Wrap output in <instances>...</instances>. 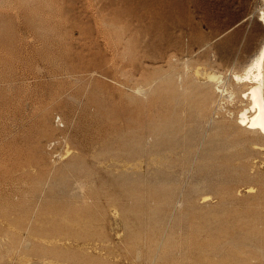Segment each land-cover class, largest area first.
<instances>
[{
	"label": "rangeland",
	"instance_id": "374dc122",
	"mask_svg": "<svg viewBox=\"0 0 264 264\" xmlns=\"http://www.w3.org/2000/svg\"><path fill=\"white\" fill-rule=\"evenodd\" d=\"M263 12L264 0H0V264H187L171 255L227 236L264 264V138L233 123L248 100L231 76L259 51ZM212 72L228 89L204 107L194 85ZM191 131L223 138L205 145L213 169L200 171ZM173 137L186 154L161 155ZM174 155L186 164L164 175Z\"/></svg>",
	"mask_w": 264,
	"mask_h": 264
},
{
	"label": "bare ground",
	"instance_id": "6f19581e",
	"mask_svg": "<svg viewBox=\"0 0 264 264\" xmlns=\"http://www.w3.org/2000/svg\"><path fill=\"white\" fill-rule=\"evenodd\" d=\"M263 14H264V12H263ZM261 15V16H259V21H261L262 22V24H263V26H264V15ZM253 55V54H252ZM170 58V57H169ZM173 59V58H172ZM176 60V59H175ZM173 62H174V60H173ZM184 62V61H183ZM168 64V63H167ZM244 64V63H243ZM244 67L242 68V72H233L232 73V78H233V80L235 81V82H237V83H235V84H239V85H237V86H239V87H242L243 85H247L246 86V88H241V89H243L242 91H241V94H242V96L244 97V98H246L247 100H248V104H247V106H245V107H243V108H241L240 110H238V114H237V117H234L235 118V120H234V124L236 125V127L237 128H239V129H242V130H245V131H251L252 133H254L256 136H258V137H261V138H264V39H263V41H262V44H261V47H260V49H259V51H257L251 58H250V60L248 61V62H246L245 63V65H243ZM184 69V68H183ZM186 71V70H185ZM182 72V71H181ZM231 72V71H230ZM202 73V72H201ZM159 74V73H158ZM184 74H185V72H184ZM209 74V73H208ZM180 75V74H179ZM182 75V74H181ZM186 75V74H185ZM188 75V74H187ZM186 75V76H187ZM170 76V75H169ZM203 76V75H202ZM183 77V76H182ZM182 77H181V79H180V77H178L179 79H180V83H179V87H184V85H186V84H188V83H186V82H184L183 83V79H182ZM168 79H169V77H167ZM195 78V77H194ZM192 79H193V77H192ZM197 79V78H196ZM196 79H194V81L193 80H191L190 82H195V80ZM170 80H171V78H170ZM188 80V76H187V79H186V81ZM205 81V80H204ZM203 81V82H204ZM227 81V80H226ZM226 81H224L223 80V74L222 73H215V72H212V73H210L209 75H208V77H207V82L206 83H204V84H195L194 86H196L195 87V89H197L198 90V92L195 90V92L197 93L196 95H198V98H201V100L199 99V102L201 103L202 102V100H203V102L212 94V93H214L215 95L214 96H218V98H220V99H222L224 96H225V94H226V91H227V87H228V85H226L227 83H225ZM123 83V82H122ZM125 83V82H124ZM178 83V82H177ZM189 85H191V84H189ZM122 86V85H121ZM120 86V87H121ZM178 86V85H177ZM164 87V89L166 88L165 86H163ZM170 87V86H169ZM174 87H176V86H174ZM188 87V86H187ZM245 87V86H244ZM171 88V87H170ZM170 88H167V89H165V91L166 90H168V89H170ZM177 88V87H176ZM175 88V89H176ZM191 88V87H190ZM238 88V87H237ZM181 89V88H180ZM194 89V88H193ZM240 89V90H241ZM131 90V89H130ZM138 90V89H137ZM173 90H174V88L172 89V92H171V94L173 93ZM164 91V92H165ZM169 91V90H168ZM167 91V92H168ZM171 91V90H170ZM178 91V90H177ZM191 91V90H190ZM181 92H183V91H181ZM230 92H231V90H230ZM175 93V92H174ZM173 93V94H174ZM168 93H166V95H167ZM182 94V93H181ZM181 94L180 95H178V97H182L181 96ZM194 94V93H193ZM232 94V93H231ZM240 94V95H241ZM195 95V96H196ZM234 95V94H233ZM169 96V95H168ZM167 96V97H168ZM175 95H173L172 97H174ZM183 96H185V95H183ZM195 96L194 95H190V99H194L195 98ZM165 97V96H164ZM192 97H194V98H192ZM210 97H212V96H210ZM209 97V99L208 100H210L211 98ZM184 98V97H183ZM187 98V97H186ZM189 98H187V99H189ZM216 98V97H215ZM228 98V97H227ZM168 99V98H167ZM172 99V98H171ZM187 99H186V102H187ZM212 99H213V97H212ZM220 99H217V101H219ZM173 101H174V99H172ZM176 100H178V98L176 99ZM194 100H196V99H194ZM181 101V100H180ZM211 101V100H210ZM176 102V101H175ZM182 102H185V101H182ZM189 102V101H188ZM187 102V103H188ZM202 102V103H203ZM206 102V101H205ZM208 102V101H207ZM212 102V101H211ZM214 102V101H213ZM216 102V101H215ZM214 102V103H215ZM186 103V104H187ZM189 103H191V102H189ZM209 103V104H208ZM208 103H206V104H208V106L210 105V102H208ZM221 103V102H220ZM104 104V103H103ZM206 104H204L203 103V105H205L204 107H206ZM216 104H217V102H216ZM215 104V105H216ZM183 105H184V103H183ZM190 105V104H189ZM189 105H188V107H187V109L189 108ZM199 105V104H198ZM246 105V104H245ZM187 106V105H186ZM186 106H184V107H186ZM207 106V107H208ZM217 106V105H216ZM163 107V106H162ZM193 107V106H192ZM191 107V108H192ZM218 107V106H217ZM183 108V107H182ZM194 108V107H193ZM201 108V107H200ZM199 108V110L201 111V109ZM210 108V107H209ZM209 108H208V110H209ZM184 109V108H183ZM186 109V108H185ZM192 110H194V109H192ZM206 110V109H205ZM208 110H206V112L208 111ZM185 111V110H184ZM191 111V110H190ZM195 112L197 113L198 111H196L195 110ZM177 113H179V112H177ZM227 113V112H226ZM180 114V113H179ZM179 114H177V115H179ZM198 115H199V113H197ZM203 113H201V115H202ZM106 115V114H105ZM205 115V114H204ZM206 115H208V114H206ZM235 116V115H234ZM172 117V116H171ZM198 117H200V116H198ZM206 117V116H205ZM178 118V117H177ZM212 119V118H211ZM211 119H210V121H211ZM168 120L170 121L171 119L169 118V119H167V123H168ZM209 120V119H208ZM46 121V120H45ZM180 121V120H179ZM182 121V120H181ZM232 121V120H231ZM111 122V121H110ZM165 122V121H164ZM171 122H172V120H171ZM226 122V119H224V121H222L221 122V125H217L216 126V130L218 129H220V128H222L223 127V125L222 124H224ZM163 123V122H162ZM169 124H172V123H169ZM173 124H175V123H173ZM179 124V123H178ZM207 124V123H206ZM160 125H162V124H160ZM165 125V124H164ZM179 126V125H178ZM177 126V127H178ZM209 126V125H208ZM207 126V127H208ZM46 127V126H45ZM162 127H163V125H162ZM166 127H169V126H166ZM47 128H49L48 126H47ZM84 128V127H83ZM157 128V127H156ZM176 128V127H175ZM194 128V127H193ZM67 129V128H66ZM155 129V128H154ZM167 129V128H166ZM191 129V128H190ZM190 129H187V130H189V132H190ZM196 129H198V128H196ZM45 130L46 129H44L43 131L45 132ZM164 130V129H163ZM215 130V129H214ZM218 130L216 131L217 132V134H219V132H218ZM153 131V130H152ZM193 131V130H192ZM192 131H191V134H193L192 136H191V134L189 135V137L188 138H186V140H185V144H186V142H187V146L189 145L190 147H194V148H196L195 150L197 151V152H200V154L202 155V156H200V158H198L199 160H200V164L198 165L199 166V168H201L200 169V171L202 170V171H205V169H207V168H210L211 167V164L210 163H207V162H209V161H207V162H205V163H203L202 162V160H204V159H207V160H210L211 158H214V157H212V155H214V154H212L213 153V150L211 151L210 149H206V146L205 145H209L210 147L212 146V147H214L212 144H210V143H212V142H214V141H216V140H213V136L212 137H199V140L198 139H196L195 137H197V134H195L197 131H195V132H193L192 133ZM204 131H205V129H204ZM224 131V130H223ZM159 132V131H158ZM164 132H165V130H164ZM81 133V132H80ZM154 133V132H153ZM159 133H161V132H159ZM200 133V132H199ZM206 133V132H205ZM214 133V132H213ZM212 133V134H213ZM96 134V133H95ZM173 134V133H172ZM186 134H187V132H186ZM196 136H195V135ZM201 135H202V133H200ZM156 135H157V133H156ZM167 135V134H166ZM175 135V134H174ZM180 135H181V133H180ZM183 135H184V133H183ZM162 137H164L163 136V134L161 135ZM214 136H216V138H217V135H214ZM228 136V135H227ZM61 137H62V135H61ZM87 137V136H86ZM161 137V138H162ZM166 137V136H165ZM177 137V136H176ZM176 137H173V139L171 138V140L170 141H164V140H162V142L164 141V142H166L165 144H164V146H163V143H161L160 142V144H162V145H160V146H162V149H161V152L160 151H158V152H160V153H162L161 155H163V152L162 151H167V153H165L164 155H166V154H169V152H173L175 155L177 154V148L178 147H180V149H179V151H181V146H179L181 143H180V141H184V139L183 140H180L179 141V139L178 138H176ZM185 137V136H184ZM197 137V138H198ZM161 138H160V136H159V138H158V140H161ZM167 138V137H166ZM174 138H176V140L174 139ZM206 138V139H205ZM221 138V137H220ZM226 138V137H225ZM224 138V139H225ZM63 139V138H62ZM167 139H170V137L169 138H167ZM180 139H182V138H180ZM196 139V140H195ZM218 139H219V137H218ZM218 139H217V141H218ZM223 139V138H222ZM222 139H219L220 141L222 140ZM158 140L156 141V142H158ZM195 140V141H194ZM213 140V141H212ZM216 141V143H218ZM227 141V140H226ZM226 141H223L224 143L226 142ZM95 143V142H94ZM159 143V142H158ZM222 142H219V145L221 144ZM223 143V144H224ZM228 143H231V142H227V143H225V145L226 144H228ZM110 144V143H109ZM108 144V145H109ZM183 144V143H182ZM181 144V145H182ZM185 144H183V145H185ZM223 144H221V145H223ZM182 145V146H183ZM216 145V144H215ZM218 145V144H217ZM224 145V146H225ZM223 146V147H224ZM155 147V146H154ZM164 147V148H163ZM184 147V146H183ZM182 147V148H183ZM200 148H202V150L200 151L199 149ZM214 148H216L217 149V147H214ZM213 148V149H214ZM129 149V148H128ZM165 149V150H164ZM186 149V148H185ZM184 148H183V150H185ZM136 151V150H139L138 152H140L141 153V151H140V149H133V151ZM157 150H159V148L157 149ZM182 150V151H183ZM192 150V149H191ZM129 151V150H128ZM132 151V152H133ZM143 151V150H142ZM165 151V152H166ZM181 151V152H182ZM193 151H194V149H193ZM192 151V152H193ZM180 152V153H181ZM186 152H187V150H186ZM222 152V151H221ZM186 154L185 153V151H183L182 152V154ZM216 153V152H215ZM134 154V153H133ZM179 154V153H178ZM181 154V155H182ZM219 154H221V153H219ZM229 154V153H228ZM227 154V155H228ZM173 155V154H172ZM171 156L172 158H169L170 159V161H168V162H164V165L166 166H164L165 167V169L164 170H166L165 171V173H164V175H167V176H170V175H173L174 174V172L173 171H170V168H171V166L173 165V164H182V163H179L178 161L180 160L181 161V159H179L177 156ZM191 155V154H190ZM198 155H199V153H198ZM223 155H225V154H223ZM183 156V155H182ZM194 156H196V157H193V158H191V160L192 159H194L195 160V158L197 159V154L196 155H194ZM222 156V155H221ZM220 155L218 156L219 158L221 157ZM226 156V155H225ZM230 156V155H229ZM169 157V156H168ZM232 157V156H231ZM222 158V157H221ZM224 158V157H223ZM222 158V159H223ZM225 158H227V156L225 157ZM224 158V159H225ZM165 159H166V157H165ZM215 159V158H214ZM231 158H229V160H230ZM164 160V159H163ZM189 160V159H188ZM217 159H215V161H216ZM220 160V159H219ZM186 162V160H185V158H184V160L183 161H181V162ZM224 160H222V162H223ZM183 163L182 165H185L186 163ZM198 162V161H197ZM220 162V161H219ZM193 163V162H192ZM199 163V162H198ZM217 163H218V161H217ZM217 163L215 162L214 163V161H213V166H214V164H216V166H217ZM66 164V163H65ZM68 164H70V163H68ZM204 166H203V165ZM210 164V165H209ZM224 164H226V163H224ZM228 164V163H227ZM72 165H74V164H72ZM188 165V164H187ZM192 165H195V167H197L196 165L197 164H192ZM220 165V164H219ZM218 165V166H219ZM210 166V167H209ZM229 166V165H228ZM186 167H188V166H186ZM194 167V168H195ZM221 167V166H220ZM219 167V168H220ZM175 168H178L176 165H175ZM212 168V167H211ZM222 168V167H221ZM225 168V167H224ZM196 169V168H195ZM213 169V168H212ZM214 169H216L217 170V168H215V166H214ZM252 169H254V168H252ZM223 170V169H222ZM83 171V170H82ZM174 171H176V170H174ZM219 171H221V170H219ZM219 171H218V173H219ZM206 172V171H205ZM223 172V171H222ZM221 173V172H220ZM220 173H219V175H220ZM203 174V173H202ZM256 175V174H255ZM213 176V175H212ZM188 177V176H187ZM207 178L209 177V176H206ZM206 177H203V178H205L206 179ZM256 177V176H255ZM259 177V176H258ZM163 178V177H162ZM168 178H170V180L169 179H167L166 178V181L167 180H169L170 182H171V179L173 178V177H168ZM179 178V177H178ZM202 178V179H203ZM254 178V177H253ZM201 179V180H202ZM257 179V178H256ZM159 180V179H158ZM157 180V181H158ZM161 181H159L158 183H160V182H162L163 183V181H165V179L163 180V179H160ZM163 180V181H162ZM200 180V181H201ZM260 181H259V183L262 181V178L261 179H259ZM169 181H167V183L169 182ZM172 181H175V180H173L172 179ZM176 181H178L179 182V179L177 180L176 179ZM264 181V180H263ZM199 182V181H198ZM207 182V181H206ZM208 182H209V178H208ZM172 183V182H171ZM189 183V182H188ZM196 183V182H195ZM202 183H203V181H202ZM201 183V184H202ZM143 184V183H142ZM164 184H165V182H164ZM201 184H197L196 186H193V192L195 191V192H198V191H200V186H202L203 187V185H201ZM133 185V184H132ZM169 185V184H168ZM159 186V185H158ZM164 185H162V187H163ZM207 186V185H206ZM208 186H210V185H208ZM172 187H174V186H172ZM172 187H171V189H172ZM148 188V187H147ZM161 188V187H160ZM166 188V187H165ZM179 188V187H178ZM182 188V187H181ZM181 188H179V191H181L182 189ZM192 188V187H191ZM262 188H263V186H262ZM149 189V188H148ZM147 189V190H148ZM158 189V188H157ZM186 189V188H185ZM161 190H163V189H161ZM188 190V189H187ZM186 190V191H187ZM202 190V189H201ZM206 190V189H205ZM219 190V189H218ZM217 190V191H218ZM173 192H175L176 191V194H177V192H179V191H177V187H175V190H172ZM186 191H184V193H186ZM207 191H212V189L210 190H207ZM207 191L206 192H204V193H207ZM170 192V191H169ZM182 192V191H181ZM190 192V191H189ZM189 192L187 191V193L185 194V196L183 197V198H185L187 201L189 200V202L191 203V202H193L192 200L194 199L191 195H189ZM192 192V193H193ZM80 193V192H79ZM123 193V192H122ZM168 193V192H167ZM166 193V194H167ZM172 193V192H171ZM184 193H182V194H184ZM191 193V192H190ZM261 193V192H260ZM176 194H174V195H176ZM181 194V195H182ZM200 194V193H199ZM173 195V194H172ZM174 195H173V197H174ZM177 195H179V197H180V194L178 193ZM193 195V194H192ZM81 196V195H80ZM194 196V195H193ZM195 196H198L197 194L195 195ZM210 197V195L209 194H206L205 196H204V199H208ZM212 197V196H211ZM168 198H169V200H171L170 199V195L168 196ZM175 199L174 200H176V201H174L173 203H172V201H171V203L173 204V207H174V203H175V205L177 204L178 206H180V204H181V206L183 205V204H185L184 203V200H181V199H183L182 197L180 198V199H176V198H178V197H174ZM198 198V197H197ZM165 200V199H164ZM182 201H183V204H182ZM221 201H223V199L221 200ZM225 201V200H224ZM166 202V201H165ZM194 203V202H193ZM203 203V202H202ZM187 204H188V202H187ZM220 204H221V202H220ZM165 206H166V203L164 204ZM163 205V206H164ZM189 205H191V204H189ZM195 205H196V202H195ZM195 205H193L194 207H195ZM221 205H223V202H222V204ZM220 205V206H221ZM167 206H170V207H172V205H167ZM218 206V205H217ZM169 207V208H170ZM197 207H199V206H197ZM200 207H201V205H200ZM132 208V207H131ZM167 208V207H166ZM174 208H176V207H174ZM173 208V209H174ZM196 208V207H195ZM218 208H219V206H218ZM151 209V208H150ZM172 209V208H171ZM153 210V209H152ZM176 210V209H175ZM180 210V209H179ZM257 210H259V209H257ZM260 210H261V208H260ZM259 210V211H260ZM259 211H256V212H259ZM89 212V211H88ZM173 212H174V210H173ZM256 212H255V215L254 216H258L257 214H256ZM261 212V211H260ZM262 212H263V209H262ZM152 213V211L150 212V214ZM154 211H153V213H152V215H154ZM182 214V213H181ZM246 214V213H245ZM174 215V214H173ZM263 215V214H262ZM262 215H260V217L262 216ZM151 216V215H150ZM177 217H175L177 220H178V218L179 217H183L182 215L180 216L179 215V217H178V215H176ZM187 216V215H186ZM248 217V216H247ZM254 218L253 216H250V218ZM259 217V216H258ZM181 218H179V219H181ZM234 218V220H236L235 218L236 217H233ZM152 219H153V217H152ZM176 219H175V224H176V222H178V221H176ZM185 219V221L187 220V219H189V218H183L182 220H184ZM197 219H199V218H197ZM202 219V218H201ZM240 219H242V218H240ZM246 219V218H245ZM256 218H254V220H255ZM258 219V218H257ZM261 219H263V218H261ZM192 220H193V217H192ZM191 220V221H192ZM223 220L224 219H222V223L220 222V223H218L219 225L220 224H223ZM226 220H228V219H225V221ZM232 220V219H231ZM258 220H260V219H258ZM152 221V220H151ZM151 221H150V223H151ZM188 221V220H187ZM194 221V220H193ZM198 221V220H197ZM196 221V222H197ZM202 221H204V220H202ZM216 221H218V220H216ZM238 221H239V219H238ZM245 221V220H244ZM249 221H251V220H249ZM180 222H181V220H180ZM199 222V221H198ZM201 222V221H200ZM227 222V221H226ZM231 222V221H230ZM240 222V221H239ZM239 222H238V224H239ZM242 222H243V220H242ZM264 222V221H263ZM185 223V222H184ZM225 223V222H224ZM232 223V222H231ZM254 223H259V222H254ZM254 223H252V224H254ZM152 224V223H151ZM154 224H156V223H153L152 224V226H154ZM169 224V223H168ZM206 224H207V221H206ZM214 224H215V222H214ZM217 224V223H216ZM227 224V223H226ZM226 224H224L223 226L225 227V225ZM236 224H237V222H236ZM238 224H237V227H238ZM245 224V223H244ZM246 224H248V223H246ZM262 224V223H261ZM146 225V224H145ZM173 225V224H172ZM178 225H181L180 223L178 224ZM191 225H192V223H191ZM209 225V224H208ZM207 225V226H208ZM211 225V224H210ZM229 225V227L231 226L230 224H228ZM233 225H235V224H233ZM242 225V224H241ZM251 225V224H250ZM259 225H260V223H259ZM183 226V225H182ZM195 226V225H194ZM202 226H204V224H202L201 225V227ZM217 226V225H216ZM221 227H222V225H220ZM240 226V225H239ZM248 226V225H247ZM257 226V225H256ZM263 226V225H262ZM261 226V227H262ZM146 227V226H145ZM168 227V226H167ZM197 227V226H196ZM206 226H204V228H205ZM212 227H214V226H212ZM226 227H228V226H226ZM225 227V228H226ZM232 227V226H231ZM244 227V226H243ZM252 227V226H251ZM153 228V227H152ZM163 228V227H162ZM179 228H180V226H179ZM194 228V227H193ZM208 228H209V226H208ZM236 228V227H235ZM245 228V227H244ZM250 228V227H249ZM248 227L246 228V229H249ZM149 229H151V226H150V228ZM148 229V230H149ZM182 229H183V227H182ZM215 229H216V227H215ZM215 229H213V230H215ZM218 229V228H217ZM227 229H230V228H227ZM241 229V228H240ZM239 229V230H240ZM243 229V228H242ZM242 229L240 230V231H242ZM261 229V228H260ZM192 230V229H191ZM194 230V229H193ZM238 230V231H239ZM160 231V230H159ZM162 231V230H161ZM172 232H175V231H177V230H171ZM182 231V230H181ZM203 231V230H202ZM237 231V230H236ZM243 231H244V229H243ZM163 232H164V230H163ZM180 232V231H179ZM192 232V231H191ZM194 232V231H193ZM198 232H200V231H198ZM249 232V231H248ZM151 233V232H150ZM155 233V235L154 236H156V233H159L158 231L156 232H152V234H154ZM225 233V232H224ZM236 234H237V232H235ZM234 233V234H235ZM250 233V232H249ZM180 234V233H179ZM181 234H182V232H181ZM192 234H194V233H192ZM198 234V233H197ZM197 234L195 235V236H197ZM232 234V233H231ZM258 234H259V232H258ZM164 236H165V234H163ZM162 235V236H163ZM184 235V234H183ZM183 235H181L182 237H183ZM186 235V234H185ZM184 235V236H185ZM198 235H200V234H198ZM221 235V234H220ZM224 235V234H223ZM233 235V234H232ZM149 236V235H148ZM154 236L152 237V238H154ZM190 236V235H189ZM188 236V237H189ZM238 236V235H237ZM150 237V236H149ZM159 237H161V235L159 236ZM178 237H180V235L178 236ZM177 237V238H178ZM193 237V236H192ZM241 237V236H240ZM181 238V237H180ZM149 239V238H148ZM158 239V238H157ZM162 239V238H161ZM161 239L160 240H155V242L157 243L155 246L156 247H158V245H159V242L161 241ZM179 239V238H178ZM184 239V238H183ZM194 239V238H193ZM193 239H191V240H193ZM249 239V238H248ZM149 240H151V239H149ZM173 240H177V239H173ZM172 240V241H173ZM181 240V239H180ZM188 240V239H187ZM191 240H190V244H193L194 242H191ZM238 240V239H237ZM146 241V240H145ZM169 241V240H168ZM205 241V240H204ZM251 241V240H250ZM155 242L153 243V244H155ZM164 243V247H163V254H164V256H162L165 260L164 261H167L166 260V258H165V256L167 255V253H168V247L165 245L166 243H168L167 241H161V243ZM171 242V241H170ZM206 242L207 243H205V242H201V243H199V241L198 242H195L194 243V247H193V249H188V248H185V249H178L179 251H177L176 253L174 252V255L172 256L171 255V258L172 259H177V258H179L180 256L181 257H190V261L187 263V264H248V262L251 260V257H252V255L251 254H253L252 252H251V254L250 253H248V252H245V248L243 249V245H239L238 246V244H236L237 242H236V239H234L233 237H229V236H227V238L226 239H217L215 242H212L211 240L210 241H208V240H206ZM252 242H253V240H252ZM255 242V241H254ZM149 242L147 241V244H148ZM173 243V242H172ZM172 243H171V247H172ZM188 243V244H189ZM197 243V244H196ZM246 242H245V240L244 239H241V244H245ZM146 244V243H145ZM174 244V243H173ZM180 245H181V242L179 243ZM186 244V243H185ZM239 244H240V242H239ZM151 245H152V241H151ZM150 245V247H149V244H148V248L150 249H152V248H154V247H152ZM187 245V244H186ZM183 246V245H182ZM182 246H177L176 248H180V247H182ZM245 246V245H244ZM155 247V248H156ZM184 247H185V245H184ZM191 247V246H190ZM249 248H250V246H249ZM252 248V247H251ZM254 248V247H253ZM162 249V248H161ZM256 249V248H255ZM147 250V249H146ZM176 250V249H175ZM174 250V251H175ZM257 250V249H256ZM260 250V249H259ZM152 251H153V249H152ZM159 251H161V250H159ZM169 251H171V249L169 250ZM246 251H248V250H246ZM171 252H173V251H171ZM147 253V252H146ZM150 253V252H149ZM148 254V253H147ZM151 254V253H150ZM160 254V253H159ZM166 254V255H165ZM176 254V255H175ZM258 253H256V255H257ZM139 255H141L140 253H139ZM154 255L157 257L158 256V254L156 255V254H154L153 253V257H154ZM160 256H161V254H160ZM168 256V255H167ZM170 256V255H169ZM261 256H262V253H261ZM264 256V255H263ZM254 258H255V255L253 256ZM252 257V258H253ZM150 258H152V256H150ZM261 258L262 257H260V261H261ZM155 259V258H154ZM167 259H170L169 257L167 258ZM250 259V260H249ZM159 260H161V259H159ZM186 260V261H187ZM259 260V259H258ZM258 260H257V262H258ZM170 261V260H169ZM255 261V260H254ZM157 262H158V259H157ZM170 262H172V261H170ZM179 262V261H178ZM253 262V261H252ZM158 263H161V262H158ZM163 263H165V264H168L169 262H163ZM162 263V264H163ZM181 263V262H180ZM184 263V262H183ZM264 263V262H263ZM174 264V263H173ZM175 264H176V262H175ZM178 264V263H177ZM252 264V263H251ZM261 264V263H260Z\"/></svg>",
	"mask_w": 264,
	"mask_h": 264
}]
</instances>
